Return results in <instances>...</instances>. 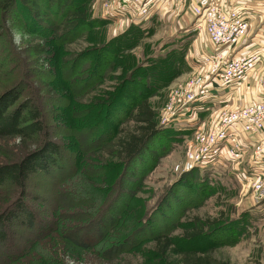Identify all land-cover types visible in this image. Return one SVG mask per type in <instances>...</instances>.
I'll list each match as a JSON object with an SVG mask.
<instances>
[{"label":"rangeland","instance_id":"rangeland-1","mask_svg":"<svg viewBox=\"0 0 264 264\" xmlns=\"http://www.w3.org/2000/svg\"><path fill=\"white\" fill-rule=\"evenodd\" d=\"M109 3L72 0L71 12L86 11L87 22L69 33L62 10H47L43 2L35 4L43 12L34 16L44 19L34 20L30 4L0 10V94L18 86L19 100L37 106L44 121L42 135L0 138V163L48 141L61 152L56 166L30 177L24 191L0 187V213L22 198L37 226L29 231L20 215L0 225L12 243L0 242V264H180L188 252L208 253L218 264H264V201L257 205L228 162L208 170L217 185L205 189L183 180L186 139L169 147L170 135H160L135 163L117 159L113 138L140 93L161 124L174 84L158 94L144 91L137 67L182 30H170L175 22L164 16L155 18L144 39L115 55L104 42L128 21L104 29L90 19ZM244 213L247 225L237 224ZM91 222L99 224L101 240L76 249L70 235ZM164 236L171 247L159 255L154 241Z\"/></svg>","mask_w":264,"mask_h":264},{"label":"trees","instance_id":"trees-1","mask_svg":"<svg viewBox=\"0 0 264 264\" xmlns=\"http://www.w3.org/2000/svg\"><path fill=\"white\" fill-rule=\"evenodd\" d=\"M43 2L47 10L56 7L57 13L63 12L67 22L62 25L64 33H69L77 29L80 23L86 21V11L77 8L74 12L72 0H0V10L9 11L15 4L20 6L31 5L34 20L44 19V17H36L42 10L37 9L35 4ZM35 6V7H34ZM91 24L96 27H104L111 22L108 18L98 17L90 18ZM155 17H151L148 21L142 23H129L117 35L105 40L104 47L106 51L121 54L130 50L144 39L150 30L148 26L154 21ZM90 22V21H89ZM1 27H3L1 25ZM79 29V28H78ZM191 41V34L187 32H178L174 36L165 41L158 49L149 52L146 59L139 64V79H141V87L150 93L165 90L173 81L189 71L186 61V54ZM115 54V55H116ZM142 95V96H141ZM20 92L18 86H13L0 94V138L20 137L22 139H31L44 132V121L40 113V109L31 104L28 100H19ZM122 126L116 131L113 138L112 146L116 152L117 159L123 164L131 165L139 160L160 135L169 134L172 141H169V147H175L180 141L188 136L186 130H176L171 127H162L158 124L156 112L151 107L150 102L140 93L139 99L127 112ZM167 137V136H166ZM168 138V137H167ZM61 152L59 148L51 141L38 150L26 154L25 156L9 163H0V187L7 183L14 187L18 192L24 191L30 177L37 173L46 174L48 170L56 166L57 157L60 158ZM191 179L199 186L205 189L214 188L217 183L213 181L209 172L200 171L195 168L183 174L184 179ZM17 201L12 209L7 207L0 213V225H4L11 219L23 218L21 224L26 228H37L33 223L34 217L25 204ZM16 217V218H14ZM249 213L240 215L236 221L237 224L247 225L249 221ZM19 219V218H18ZM69 237L72 246L79 250H87L90 248L89 243L92 240H101L102 230L96 222L89 223L84 230H77ZM198 231L185 233L186 237H195L199 235ZM10 233L0 230V242L9 243ZM12 244L11 242L9 243ZM155 252L159 255L165 254L171 247V241L167 236L156 238L154 241ZM180 264H218L208 253H184L180 258Z\"/></svg>","mask_w":264,"mask_h":264},{"label":"built area","instance_id":"built-area-1","mask_svg":"<svg viewBox=\"0 0 264 264\" xmlns=\"http://www.w3.org/2000/svg\"><path fill=\"white\" fill-rule=\"evenodd\" d=\"M109 1L102 17L111 22L142 23L153 17L160 0ZM173 1L177 7L187 0ZM244 8L240 4L226 6L223 0L190 1L191 31L204 35L210 50L200 56L194 71L174 83L160 126L189 132L185 137L188 146L185 172L195 168L210 172L226 161L233 166L236 181L251 191L258 205L264 201V97L240 107H222L207 121H201L196 112L211 88L237 86L262 55V52L231 54L249 29L248 12ZM257 83L264 88V77ZM244 135L256 140H249L245 146L241 141ZM247 154L252 167L242 165Z\"/></svg>","mask_w":264,"mask_h":264},{"label":"crops","instance_id":"crops-1","mask_svg":"<svg viewBox=\"0 0 264 264\" xmlns=\"http://www.w3.org/2000/svg\"><path fill=\"white\" fill-rule=\"evenodd\" d=\"M190 1L192 0H187L183 5L175 7L173 0H160L153 12L155 18L164 16L170 23L175 22V25L173 24V27L169 28L170 30L179 28L184 32H191V41L186 54L189 71L177 77L172 84L184 80L190 72L196 69L200 56L210 50V44L206 37L193 33L190 29L193 23L189 14ZM223 3L229 7L240 4L245 7V12H248L249 29L247 34L231 54L245 55L250 52H262V55L259 61L252 66L245 80L237 86L209 90L208 96L203 99L201 107L199 106L200 110L196 111L201 121L209 120L222 107H240L252 99L264 97V88L257 83L259 78L264 77V0H223ZM249 137L246 135L241 137L243 145L248 146L249 140H256V137ZM242 165L253 166L249 154L244 157Z\"/></svg>","mask_w":264,"mask_h":264}]
</instances>
